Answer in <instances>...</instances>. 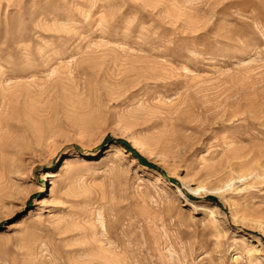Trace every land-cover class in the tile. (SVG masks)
<instances>
[{"label": "rangeland", "instance_id": "obj_1", "mask_svg": "<svg viewBox=\"0 0 264 264\" xmlns=\"http://www.w3.org/2000/svg\"><path fill=\"white\" fill-rule=\"evenodd\" d=\"M0 264H264V0H0Z\"/></svg>", "mask_w": 264, "mask_h": 264}, {"label": "bare ground", "instance_id": "obj_2", "mask_svg": "<svg viewBox=\"0 0 264 264\" xmlns=\"http://www.w3.org/2000/svg\"><path fill=\"white\" fill-rule=\"evenodd\" d=\"M159 178H161V177H159Z\"/></svg>", "mask_w": 264, "mask_h": 264}]
</instances>
